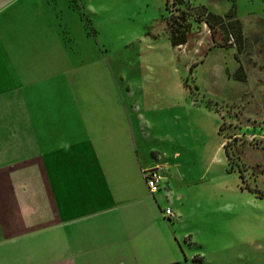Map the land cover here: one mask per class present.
Masks as SVG:
<instances>
[{"label": "rangeland", "instance_id": "rangeland-1", "mask_svg": "<svg viewBox=\"0 0 264 264\" xmlns=\"http://www.w3.org/2000/svg\"><path fill=\"white\" fill-rule=\"evenodd\" d=\"M74 3L79 14L64 19L76 43L78 86L88 91L95 118L118 109L144 127V153L162 152L165 165L158 164L168 183L154 197L160 212L169 206L175 215L162 217L161 237L203 256L201 263L264 264V19L256 15L264 13L263 0ZM187 3L218 14L235 9L240 42L231 35V43L213 44L194 14L186 19V41L171 45L165 19ZM22 145L0 143V157ZM3 159L0 167L23 161ZM2 176L0 183H38L27 173Z\"/></svg>", "mask_w": 264, "mask_h": 264}, {"label": "crops", "instance_id": "crops-1", "mask_svg": "<svg viewBox=\"0 0 264 264\" xmlns=\"http://www.w3.org/2000/svg\"><path fill=\"white\" fill-rule=\"evenodd\" d=\"M74 1L0 0V143L23 144L2 153L23 161L0 180L38 176L0 183V264H205L161 237L141 168L165 165L162 152L144 153V127L118 109L96 119L78 86Z\"/></svg>", "mask_w": 264, "mask_h": 264}, {"label": "trees", "instance_id": "trees-1", "mask_svg": "<svg viewBox=\"0 0 264 264\" xmlns=\"http://www.w3.org/2000/svg\"><path fill=\"white\" fill-rule=\"evenodd\" d=\"M188 15H194L195 19L203 21L208 26L213 44L227 45L231 43L228 37L231 35L236 42L241 40V22L235 15V9L229 8L223 14H218L207 10L202 5L195 6L187 3L185 8H177L176 12L169 14L165 19V29L171 45H181L186 41L189 27V21L186 20ZM216 31L219 33L218 39L215 38Z\"/></svg>", "mask_w": 264, "mask_h": 264}, {"label": "built area", "instance_id": "built-area-1", "mask_svg": "<svg viewBox=\"0 0 264 264\" xmlns=\"http://www.w3.org/2000/svg\"><path fill=\"white\" fill-rule=\"evenodd\" d=\"M141 173L144 179L145 186L149 193L156 192L160 186L163 177L162 168L159 164L150 165L141 168ZM163 216L171 218L175 215L173 210L169 206H165L161 209Z\"/></svg>", "mask_w": 264, "mask_h": 264}]
</instances>
